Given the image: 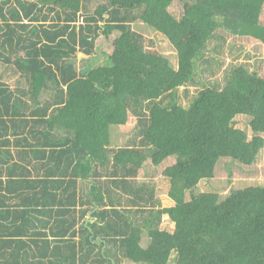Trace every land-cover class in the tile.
<instances>
[{"label":"trees","instance_id":"obj_1","mask_svg":"<svg viewBox=\"0 0 264 264\" xmlns=\"http://www.w3.org/2000/svg\"><path fill=\"white\" fill-rule=\"evenodd\" d=\"M91 1L81 17L85 0H0V60L24 83L0 75V264H169L174 254L176 264H264V186L194 192L222 162L251 167L264 147V59L234 66L187 108L178 96L218 33L264 52V0H100L92 14ZM136 23L170 41L177 69ZM103 39L113 50L95 66ZM131 114L137 135L113 146ZM146 166H165L173 206L139 183ZM165 215L173 231L161 229Z\"/></svg>","mask_w":264,"mask_h":264},{"label":"rangeland","instance_id":"obj_2","mask_svg":"<svg viewBox=\"0 0 264 264\" xmlns=\"http://www.w3.org/2000/svg\"><path fill=\"white\" fill-rule=\"evenodd\" d=\"M33 2H40L41 0H31ZM100 0H93L88 3L90 5L91 14L96 8V2ZM84 10L81 12V17L88 14L87 0H85ZM12 6V5H11ZM14 6V5H13ZM10 6L6 7L8 10ZM83 18L81 19V22ZM133 28L141 32L147 39L148 44H153L155 48L165 57H168L172 65L178 68L177 52L170 41L161 33L154 31L145 24L136 23ZM116 35L112 36L114 40ZM103 50L99 54V59L96 65H104L106 63V53L113 50L112 43L108 40L100 41ZM264 59L263 48L258 42L252 41L249 37L239 36L235 34L220 32L209 43L205 50L204 57L197 61V73L195 81L180 88L178 96L179 103L184 107H189L199 92L206 87H217L221 89L225 83L228 74L238 64H244L253 71L259 67L260 61ZM79 71H82L86 65V60L83 53H80L75 61ZM0 75L1 80L9 84L12 88L22 86L23 81L16 68L13 65H8L0 60ZM54 91L46 93L45 98H52ZM171 101L167 97L165 103ZM250 117L246 115H238L236 117V126L245 129L249 137L253 136V131L250 126ZM138 117L131 114L130 120L126 126L115 129L113 133V146H125L130 143V140L137 135ZM165 166L155 168L153 166H146L139 173V183H149L155 189L156 196L161 199L162 208L171 207L175 203L169 198V191L171 183L167 179L163 170ZM146 171H150L153 176L146 175ZM251 186H264V147L260 151L255 164L251 167L243 166L232 160H226L218 165L216 175L213 179H204L194 190L196 195L201 193H218L221 199L226 198L231 192L248 188ZM220 199V200H221ZM174 223L167 215L163 217L161 229L173 231ZM145 239H148L147 232H145ZM175 254L173 255L169 264H176ZM123 264H132L129 261H124Z\"/></svg>","mask_w":264,"mask_h":264}]
</instances>
